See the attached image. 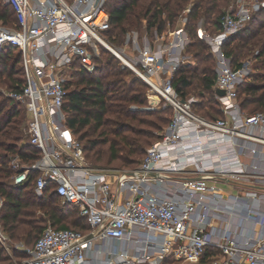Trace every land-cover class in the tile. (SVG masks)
<instances>
[{"label": "built area", "instance_id": "2783aa9c", "mask_svg": "<svg viewBox=\"0 0 264 264\" xmlns=\"http://www.w3.org/2000/svg\"><path fill=\"white\" fill-rule=\"evenodd\" d=\"M0 1L16 17L15 27L0 24V51L18 48L24 75L18 89L0 84V94L22 105L27 143L38 151L31 162L11 158V182L34 175L38 196L50 186L89 225L83 233L48 224L32 246L9 248L0 221V244L22 255L9 264H264V110L240 108L237 86L249 65L232 67L223 50L264 0H235L218 29L197 30L216 59L214 89L225 92L215 93L222 116L213 119L172 84L189 43L186 14L176 28L155 29L149 40L129 33L116 47L106 37L107 0ZM102 47L147 85L150 105L172 110L133 168L91 165L66 123L64 82L75 65L93 71Z\"/></svg>", "mask_w": 264, "mask_h": 264}, {"label": "trees", "instance_id": "16d2710c", "mask_svg": "<svg viewBox=\"0 0 264 264\" xmlns=\"http://www.w3.org/2000/svg\"><path fill=\"white\" fill-rule=\"evenodd\" d=\"M223 1L194 0L189 5L185 27L191 39L187 46H195L192 56L198 62L207 61L212 57L210 53H205V46L197 36L198 24L202 27L210 24L213 26L212 30L218 29L220 20L226 12V8L222 9ZM188 2L189 0H107L105 8L109 14L110 28L106 32V37L109 41H114L118 37L123 39L127 31L126 24H134L135 21H140V18L146 19L147 31L156 29L161 33L166 28H173ZM15 21L12 7L0 1V24L15 27ZM253 22L258 25V29L245 41L235 42L244 31V27L223 43L224 53L232 67H239L244 63L250 64V61L246 62L241 58L242 55L243 57L248 55L255 60L254 71H250L237 86L239 106L248 113L264 110V30L261 29L264 28V8L253 13L249 23ZM257 35L260 36L256 37ZM100 52L96 59L97 66L93 71L89 72L75 65L69 78L64 82L67 91L64 101L66 123L82 144L87 160L91 157L94 161H99L102 157H106L105 161L108 164L120 160L129 166L127 168H133L139 164L138 157L143 152L142 145L135 143L148 144V141L145 139L132 141L134 137L129 134L130 132L137 136L142 133L134 132L131 125L125 124V121L136 119L139 123L143 122L136 117V111L129 109L130 104L138 106L143 104V93L134 85L138 80L125 81L121 76L124 68L112 65L110 58H103L104 52ZM215 76V67L210 64L199 70L198 66L190 67L189 63H183L174 73L172 84L182 99L190 94H196L198 97L208 94L207 101L197 99L193 102L192 108L196 113H198L196 109L205 108L201 116L213 119L222 116L219 102L215 97ZM23 83L21 51L13 46L2 48L0 84L14 90ZM165 108L169 111V115L163 118L166 121L163 127L169 123L172 114L170 107ZM143 114L150 112L143 111ZM25 120L26 112L22 105L0 94V197L2 199L0 221L4 231L11 239H22L25 244H29L34 238L37 239L48 224L55 228L87 232L89 225L84 217L79 215L77 208L69 203L59 205V199L50 186L40 196L35 193L34 175L22 185L11 182L14 173L9 164L11 158L17 157L23 162H31L38 156V151L24 142L27 139L24 132ZM104 144L106 150L103 152L98 146ZM36 209L41 210V217L35 215ZM4 259L3 249L0 246V263Z\"/></svg>", "mask_w": 264, "mask_h": 264}, {"label": "rangeland", "instance_id": "374dc122", "mask_svg": "<svg viewBox=\"0 0 264 264\" xmlns=\"http://www.w3.org/2000/svg\"><path fill=\"white\" fill-rule=\"evenodd\" d=\"M193 1L194 0H189L188 4L186 5V8H188L189 5L193 3ZM227 1L228 2H226L225 0L223 1L222 9L226 8V10H227L230 6H235V4H236L235 0H227ZM185 9L183 10L182 15L186 14L185 13ZM180 20H181V18L179 17V19L176 22L175 27H173V28H176V27L180 26V24H181ZM138 22L135 21L134 24H129V23L126 24L127 31L125 32V34L123 36V39L121 37L120 38L118 37V39H115L114 41L112 40V41H109V42L113 46H116V47L117 46L118 47L123 46L124 43H125L126 35L129 34V33H131V34L135 33L138 36L146 35L147 37H144V38H146V40L151 39L150 36H152V34H153L155 29H153L152 31H147L146 30V19H144V18H140V21H138ZM254 23L255 22L248 23L247 26L245 27L244 31L235 40V42L239 41L238 43H242L243 41H245L247 39V37L250 34H252L256 29H258V25L254 24ZM185 26H186V23H185ZM200 26L201 25L198 24V28ZM173 28H171V29H173ZM198 28H197V30H198ZM203 28L207 29L208 31L209 30L211 31L213 29V26L208 24L206 26L203 25ZM261 29H262V31L264 30V28H261ZM188 36H189V41H190V39H191L190 37L191 36L189 34H188ZM259 36L260 35H257L256 37H259ZM202 42H203V44L205 46L204 47L205 53H210L208 44L204 40H202ZM249 47H251V46H249ZM185 49H186V52H185V56L186 57H185L184 64L189 63L190 67L198 66L199 70L202 67H206V66L208 67V65L210 64V65L215 67V71H216V59H215L214 54L210 53L212 55V57L209 60L198 62L192 56V51H193V49H195V46H189V47L187 46ZM100 51L104 52V54H102L103 58L104 57H109L110 58L112 65L114 64L117 67L124 68V72H123V74L121 76L124 78L125 81H129L130 82L131 80H134V79L138 80V82H136V84H134V85L138 88V91L143 93L144 102H143V104L141 106H138V105H135V104H130L129 105V109L136 111V113H135L137 115L136 117L138 119L140 118L143 122L139 123V122L136 121V119L135 120L127 119L126 121L124 120L126 122L125 124L131 125V128L134 129V132H139L140 131L142 133L140 136H137V135L133 134V132H130L129 134L133 135V137H134V138H132V141H133V139H134V141H136V139L137 140L138 139H141V140L145 139V140L148 141V144H140L139 142L135 143L136 145H142L141 147H143V150H142L143 152L138 157L140 159V161H141L142 158L144 157V152L146 151V149L149 146H151L154 142H156L158 140V136L162 132V130L164 129L163 126L166 124V121L163 118H166L169 115V111L165 108L166 105H164L163 103H159L158 105H150L147 102V97H146V93L148 92L147 85L144 82H142L140 79H138L134 75V73L131 72L127 67L123 66V64L114 56V54L109 49L102 47ZM99 53H101V52H99ZM100 57H101V55H100ZM241 58H244L246 62L250 61L249 72L250 71H254L253 67L255 65V60H252V58L250 56H248V55L245 56V57H243V55H242ZM214 63H215V65H214ZM99 74H101V73L99 72ZM108 75H109V73H108ZM75 78H76V76H75ZM139 81H141V82H139ZM191 93H193V92H191ZM188 97H194L196 100L200 99V101H207L209 99L208 94H205L203 97H200V96L198 97V95L196 96V94L195 95H191L190 94ZM213 99H215V97H213ZM205 110H206L205 108L196 109V111L199 113V115H203V112ZM143 111H149L150 114H143ZM159 127H161V128H159ZM25 141L27 142L26 139L24 140V142ZM98 147H101L103 152L106 150V145L105 144L104 145H100ZM105 160H106V157H102V159L99 160V161L98 160L94 161L93 158L88 157V161H89V163L91 165H101L102 167L107 166V167H115V168H127V167H129L126 164H123L120 160L111 161L109 164L106 163ZM58 204L59 205H63V203L60 200H58ZM35 215H37V217L38 216L41 217V215H42L41 210L36 209ZM45 224L47 225L48 223L46 222ZM35 239L36 238H34L32 241H30L29 244H26V245L32 246V244L34 243ZM23 241L24 240H22V239L15 240V239H11L10 238L9 242H7V245L10 248V247L14 246L16 243L23 242ZM0 246L2 247L1 244H0ZM2 249H3V255H4L5 259L0 264H9V263H11V260H13V258H17L18 259V258L22 257L21 254L17 253L16 251H12V249L7 250L4 247H2Z\"/></svg>", "mask_w": 264, "mask_h": 264}, {"label": "crops", "instance_id": "0c3cea01", "mask_svg": "<svg viewBox=\"0 0 264 264\" xmlns=\"http://www.w3.org/2000/svg\"><path fill=\"white\" fill-rule=\"evenodd\" d=\"M193 169V166L191 165V166H189L188 168H187V170H192ZM177 180V179H176ZM160 186L161 187H165L167 190H168V192H170L171 193V186L169 185V184H167L166 182L165 183H162V184H160ZM175 186H177V184L175 185Z\"/></svg>", "mask_w": 264, "mask_h": 264}, {"label": "water", "instance_id": "95a60500", "mask_svg": "<svg viewBox=\"0 0 264 264\" xmlns=\"http://www.w3.org/2000/svg\"><path fill=\"white\" fill-rule=\"evenodd\" d=\"M215 93L217 94V95H219V96H221V95H224V90H222V89H219V88H216L215 89ZM91 234H88V235H86V239H88V238H91Z\"/></svg>", "mask_w": 264, "mask_h": 264}]
</instances>
